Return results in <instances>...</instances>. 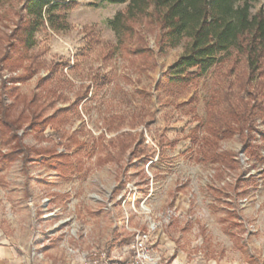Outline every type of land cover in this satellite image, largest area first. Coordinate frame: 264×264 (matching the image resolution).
<instances>
[{
  "label": "rangeland",
  "instance_id": "obj_1",
  "mask_svg": "<svg viewBox=\"0 0 264 264\" xmlns=\"http://www.w3.org/2000/svg\"><path fill=\"white\" fill-rule=\"evenodd\" d=\"M24 1L0 2V35L15 29ZM126 5L80 0L54 11L58 28L40 29L32 51L45 66L25 81H12L24 66L0 64V84L18 87L17 96H5L10 118L26 111L35 91L71 107L43 136L24 120L20 144L0 143V235L25 264H84L82 254L94 248L122 250L132 229H146L157 215L153 238L163 263L165 233L190 253L264 264V111L256 131H235L218 144L202 143L208 135L200 125L208 103L240 92L244 56L229 54L186 86L169 83L183 46H169L147 17L116 31L111 20ZM251 10L264 11V0ZM6 43L0 38V58ZM127 130L143 133V154H120L109 142ZM51 153L72 166L44 157ZM169 210L173 217L161 220Z\"/></svg>",
  "mask_w": 264,
  "mask_h": 264
},
{
  "label": "trees",
  "instance_id": "obj_2",
  "mask_svg": "<svg viewBox=\"0 0 264 264\" xmlns=\"http://www.w3.org/2000/svg\"><path fill=\"white\" fill-rule=\"evenodd\" d=\"M8 0H0L4 2ZM115 4H127L117 12L112 27L120 32L128 28V22L149 18L161 25L166 42L171 47L183 46V54L172 65L166 80L176 85H188L205 74L217 63L223 62L233 52L244 56L246 69L238 77L239 93H224L221 101L208 103L207 119L200 124L208 136L202 143L218 144L219 139L247 129L256 131L259 112L264 111V11L252 12L258 0H97ZM80 0H25L17 26L11 33L0 35L6 47L0 58L3 67L24 66L25 73L16 80L25 81L45 66L41 53L33 54L37 32L50 26L58 28L56 10H69ZM246 92V93H243ZM18 95L17 86L0 84V143L20 144L17 130L27 120L30 127L43 136L51 123L69 117L70 106L56 107V100L48 101L40 92H33L27 100V109L21 116L10 118L5 96ZM263 95L262 98H259ZM83 99L79 98V101ZM134 128V127H131ZM264 137V135H262ZM19 138V139H18ZM198 139L196 136L195 140ZM144 136L141 131L127 130L110 137L124 154L144 153ZM254 146V145H253ZM251 142L246 148L253 147ZM20 151H25L22 147ZM254 151V150H251ZM1 153V152H0ZM217 153V150L214 152ZM53 163L72 166L65 154L44 156Z\"/></svg>",
  "mask_w": 264,
  "mask_h": 264
},
{
  "label": "built area",
  "instance_id": "obj_3",
  "mask_svg": "<svg viewBox=\"0 0 264 264\" xmlns=\"http://www.w3.org/2000/svg\"><path fill=\"white\" fill-rule=\"evenodd\" d=\"M175 211L169 210L160 215L161 220L171 219ZM151 220L146 229L134 228L131 242L117 253L109 252L107 248L92 249L81 256L84 264H163V257L155 248L154 234L158 229V223ZM80 258V257H79Z\"/></svg>",
  "mask_w": 264,
  "mask_h": 264
},
{
  "label": "crops",
  "instance_id": "obj_4",
  "mask_svg": "<svg viewBox=\"0 0 264 264\" xmlns=\"http://www.w3.org/2000/svg\"><path fill=\"white\" fill-rule=\"evenodd\" d=\"M160 241L166 256L163 264H255L239 254L206 257L190 253L165 233L160 237ZM26 261V255L18 246L9 243L0 235V264H25Z\"/></svg>",
  "mask_w": 264,
  "mask_h": 264
}]
</instances>
